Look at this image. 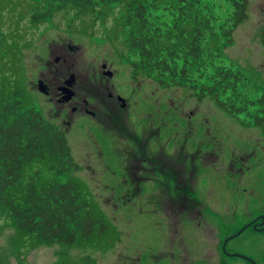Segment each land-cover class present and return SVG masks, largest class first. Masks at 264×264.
Instances as JSON below:
<instances>
[{"label":"rangeland","instance_id":"374dc122","mask_svg":"<svg viewBox=\"0 0 264 264\" xmlns=\"http://www.w3.org/2000/svg\"><path fill=\"white\" fill-rule=\"evenodd\" d=\"M237 1L240 0H202L222 56L206 59L208 66L197 71L194 78L199 85L212 84L219 66L239 71L245 78L242 90L256 99L264 92V44L260 38L264 0H248V18L233 32L232 44H229L225 31L231 28ZM165 2L159 0L160 9L152 12L158 24L173 21L171 10L165 9L170 5ZM2 7L5 13L0 15V34L9 35L0 46V54L1 59L5 58L7 73H14L10 63L15 61V69L23 74L43 117L66 131L74 160L82 167L74 178L85 185L109 229L73 247L59 244L31 247L18 236L15 228L1 220L0 264H177L180 260L172 262L168 256H178V253L184 259L181 264H196L200 247L212 246L203 237L206 226L215 229L219 253L225 241L232 238L226 250L243 257L218 253L216 264H264V228L247 227L257 219L264 226V134L260 128L247 125L249 119L243 117L241 122L230 116L210 96L200 101L187 87L191 85H171L166 89L148 77L136 79L132 66L118 54L116 31H103L100 24L94 27L95 34L83 24L70 29L67 27L70 17L64 16L30 30L25 28L28 23L25 25L21 20L23 8L17 6V9L14 0ZM9 17L20 22L17 28L10 24ZM112 22L113 19L109 24ZM13 30L18 35L15 40ZM73 46L78 50H70ZM104 65L106 71L113 73V78L103 76ZM71 74L78 79L77 103H59L55 97L57 88ZM40 81L51 86L49 95L39 91ZM102 81L104 88L114 94L113 98L102 88V93L87 90L89 94H86L87 85L96 86ZM118 95L127 102V109L122 110ZM86 96L105 114L111 113L110 109L118 103L117 118L111 122L86 115L80 107ZM64 104L67 105L64 107ZM74 106L79 107L76 113H72ZM107 127L113 131L107 133ZM133 133L142 135L154 155H161L162 148H166L169 164L179 168L183 177L188 172L186 179L190 186L181 189L172 175L175 181L170 182L168 174L152 180L133 178L134 160L130 153L125 155L127 150L137 152ZM191 184H195L194 201L187 202L184 194L186 190L187 193L193 190ZM168 196L176 204L201 203L200 226L196 227V219L193 223L185 221L193 218L191 211L196 209L195 204L189 205L192 208L189 213L184 212L186 218L183 212L176 211L168 218V212L156 206L159 204L165 209ZM169 219L178 224L174 236L177 242H173ZM211 234L209 231L207 235ZM185 252L193 260L186 259Z\"/></svg>","mask_w":264,"mask_h":264},{"label":"trees","instance_id":"16d2710c","mask_svg":"<svg viewBox=\"0 0 264 264\" xmlns=\"http://www.w3.org/2000/svg\"><path fill=\"white\" fill-rule=\"evenodd\" d=\"M3 1L0 15L5 13L2 4L12 3ZM14 1L16 8H23L21 20L30 30L64 16L70 17V29L83 24L95 34L94 27L100 24L103 31H116L118 54L132 66L136 79L148 77L166 89L191 85L187 87L197 99L210 96L221 110L241 122L249 119L247 125L257 126L264 134V92L252 99L242 90L241 72L219 66L214 83H196L194 75L208 66L206 59L222 56L202 0H166L163 4L170 8L165 9L173 17L170 24L153 20L152 12L161 7L159 0ZM234 7L231 28L225 31L229 44L233 32L248 18L249 2L240 0ZM9 20L19 26V21ZM16 32L11 33L13 40ZM8 35H1L0 46ZM260 36L264 44V25ZM4 62L0 54V221L15 228L31 247H73L105 234L109 225L104 214L85 185L74 178L82 167L74 160L66 131L43 117L15 61L10 63L12 75Z\"/></svg>","mask_w":264,"mask_h":264},{"label":"flooded vegetation","instance_id":"af4514ba","mask_svg":"<svg viewBox=\"0 0 264 264\" xmlns=\"http://www.w3.org/2000/svg\"><path fill=\"white\" fill-rule=\"evenodd\" d=\"M103 72H105V69H104ZM97 74L98 73H96V75ZM96 75H95V78H96ZM77 81H78V79H77ZM46 85H47V83H46ZM63 85H64V83L61 84L60 86H58V88H57L58 94L55 95V97L57 98L56 100L59 103H60V100L59 99L62 98V95H61V93L59 91V88L62 87ZM76 85H77V83H76ZM99 85H101V86H99ZM99 85L98 84L96 86H93L92 84L87 85L86 86V94H89L87 90H92L93 92H96V93H99L102 90H104V92L107 93V96L109 98H113L114 97V94L112 92H110L107 87L104 88L103 81ZM47 86H48V90H49V94H50V92H51V86H49V84ZM89 86H91V87L88 89ZM93 87H95V88H93ZM101 88H102V90H101ZM74 90H75V87H74ZM75 92H76V95H75L74 99L71 101V103L72 102L73 103H77V102H75V100H76V98L78 96V93H77L76 90H75ZM87 97L88 96H86L85 98L82 99V104L80 105L81 109L86 113V115L92 116L94 118L96 116H99V118H102L103 117L102 118L103 121L104 120L105 121L111 120V122H112V120H114V119L117 118V116H118V110H119L118 107H117L118 103H115V106H113L110 109L112 114H110L109 111H108V113L105 114L104 112L100 111L101 109L98 108L97 105H95V106L92 105V102L91 101L93 99L90 100ZM120 98H121L120 95H118L117 96V100H118V102H119V104L121 105V108H122V101H120ZM67 104H69V103H67ZM67 104H64L63 106L65 107ZM90 107H92L93 109H90ZM78 108H79L78 106H74L72 108V113H76L78 111ZM125 109H127V104H126V107L122 108V110H125ZM109 126H111V125H109ZM107 128L109 129V127H107ZM112 131H113V129H109V130H107V133H110ZM132 137H134V139H132V142L135 145H137V152L136 151H133L132 152L131 150H127V151H125V155H127V153H130L129 156L132 158V160H134V163L135 164H133L134 165L133 166V171L131 172L133 178H135V179L136 178L137 179L138 178H143V179L150 178L148 180H152V179H155V178H158V177H164V175L168 174L169 177H170V182L173 183L175 181V179L173 178L174 177L173 174H175L176 175V177H175L176 178V181L179 184V186H180L181 189H186V188H188L190 186L188 184L189 181H187V179H186V176H187V173L188 172L183 177L179 168L177 169L174 166H171L169 164L170 163V161L168 160L169 159V156L165 153V149L166 148L165 149L162 148L161 155H160V153L157 154V155H154L153 152L150 150V148H148V145L145 144V140L142 139L143 138L142 135H139L137 133H133L132 134ZM136 164H137V167H136ZM145 164H148V165L145 166ZM168 170H170V171L167 172ZM125 173H127V172L125 171ZM171 175L173 177H171ZM182 181H183V183H182ZM190 181H192V178L190 179ZM191 186H193V190L189 191L188 193H187V190H186V192H185L186 194H184L185 195V198L184 199L187 202L190 201V200L194 201L193 200V198H194L193 197V193H194L195 184H191ZM174 187H176L178 189V187L176 185H173V188ZM167 200H168V202L165 204L166 205V208L165 209H163L159 204H156V206L160 210H162V211L163 210L165 212L167 211L168 213L166 214V216L168 218H169V216H171L172 212H174V213H176V212H181L182 213L183 212L182 213L183 214L182 216L185 217L186 216L185 214L189 213V211L192 210V208H190L189 205L190 204H195L196 205V202H197L196 201L194 203H189V204L186 203V202L185 203H178V204H176L173 201V199H171L169 196H168V199ZM175 205H177L178 208H175ZM202 208H203V205L201 203H197L196 209L191 211V212H193L192 213L193 214V218L192 219H190V218L186 219L185 220V221H187L186 223H193V222H195L193 219H196V227H197V225L200 226L199 219L202 217ZM184 212H186V213L184 214ZM169 222H170V219H169ZM204 222H206V221L204 220ZM172 224H176V223L170 222V232H171V236H173L172 237L173 242H177L176 237H174V236H176V234L178 232V228H177L178 224H176L175 226L174 225L172 226ZM205 225H208V224L205 223ZM247 227H254V229H256V230H262L264 228V226L260 224L259 219L250 221ZM209 231L212 232L211 235H207ZM202 232L204 234L203 237H204V240L206 241V244H211L212 246H210L208 248H204V249H201V247H200V250H199L198 254L196 255V264H216V260L218 258V253L219 252L216 249V246L218 244V241H217V238H216L215 229L212 228L211 226H206ZM231 240H232V238L229 239V240H227V241H225V244L222 246L223 251L221 249V251H220L219 254L224 253L228 257H239V258H243V257H240L239 254H231V253H229L226 250V246L229 244V241H231ZM185 253L188 254V252H185ZM175 254H177V253L175 252ZM180 255L181 254L178 253V256H176V255L168 256V260H170L172 262H175L174 261V259H175V260H180L181 262H183L184 261L183 256L180 257ZM186 259H192L191 256H190V254H188V256L186 257ZM180 261L175 262V263L181 264Z\"/></svg>","mask_w":264,"mask_h":264},{"label":"water","instance_id":"95a60500","mask_svg":"<svg viewBox=\"0 0 264 264\" xmlns=\"http://www.w3.org/2000/svg\"><path fill=\"white\" fill-rule=\"evenodd\" d=\"M70 50L77 51L78 48L76 46L70 47ZM60 61V58L57 59V62ZM105 69V72L103 73L104 76L108 78H113V73L110 71H106L107 66H103ZM77 83V77L75 74H71L68 79L65 80L64 85L59 88V91L62 95V98L60 99L63 103H68L72 101L76 95V92L74 90V87ZM39 91L45 95H49L48 86L45 82L40 81L39 82ZM120 101H122V107H126V101L122 98H120Z\"/></svg>","mask_w":264,"mask_h":264}]
</instances>
